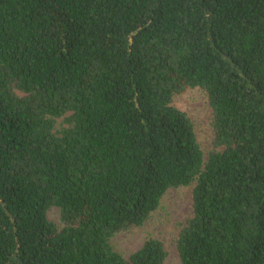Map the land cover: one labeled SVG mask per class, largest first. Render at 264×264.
<instances>
[{
  "label": "trees",
  "instance_id": "trees-1",
  "mask_svg": "<svg viewBox=\"0 0 264 264\" xmlns=\"http://www.w3.org/2000/svg\"><path fill=\"white\" fill-rule=\"evenodd\" d=\"M191 182L180 264H264V0H0V264H162L110 237Z\"/></svg>",
  "mask_w": 264,
  "mask_h": 264
},
{
  "label": "rangeland",
  "instance_id": "rangeland-1",
  "mask_svg": "<svg viewBox=\"0 0 264 264\" xmlns=\"http://www.w3.org/2000/svg\"><path fill=\"white\" fill-rule=\"evenodd\" d=\"M172 103L190 119L205 161L213 150L212 110L205 90L198 86L187 87L173 95ZM66 126L65 116L55 119V132L59 133ZM193 187L194 182L168 188L156 209L141 224L126 227L110 237L113 249L127 259L147 237H153L161 242L165 251L162 264H180L176 243L181 229L192 214ZM45 214L56 228L65 225L58 206H48Z\"/></svg>",
  "mask_w": 264,
  "mask_h": 264
}]
</instances>
